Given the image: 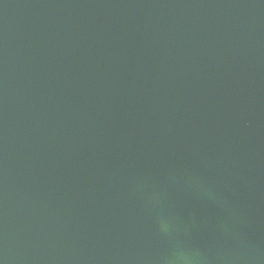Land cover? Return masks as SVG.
Returning a JSON list of instances; mask_svg holds the SVG:
<instances>
[{"label":"water","instance_id":"95a60500","mask_svg":"<svg viewBox=\"0 0 264 264\" xmlns=\"http://www.w3.org/2000/svg\"><path fill=\"white\" fill-rule=\"evenodd\" d=\"M0 264H264V0H0Z\"/></svg>","mask_w":264,"mask_h":264}]
</instances>
